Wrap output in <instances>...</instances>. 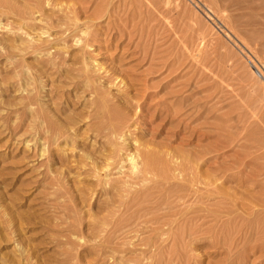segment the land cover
I'll use <instances>...</instances> for the list:
<instances>
[{"label":"rangeland","instance_id":"obj_1","mask_svg":"<svg viewBox=\"0 0 264 264\" xmlns=\"http://www.w3.org/2000/svg\"><path fill=\"white\" fill-rule=\"evenodd\" d=\"M0 264H264V0H0Z\"/></svg>","mask_w":264,"mask_h":264},{"label":"bare ground","instance_id":"obj_2","mask_svg":"<svg viewBox=\"0 0 264 264\" xmlns=\"http://www.w3.org/2000/svg\"><path fill=\"white\" fill-rule=\"evenodd\" d=\"M205 183H206V182H205ZM212 192H213V191H212ZM213 193H214V192H213ZM257 207H258V206H257ZM241 212H242V211H241ZM250 212H251V211H250ZM248 217H250V216H248ZM248 217H247V218H248ZM250 218H251V217H250ZM185 249H186V248H185Z\"/></svg>","mask_w":264,"mask_h":264}]
</instances>
